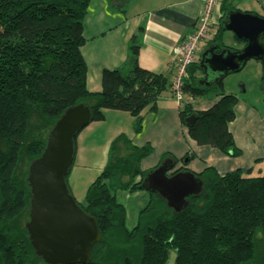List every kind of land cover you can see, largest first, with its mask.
Segmentation results:
<instances>
[{"label":"trees","instance_id":"trees-1","mask_svg":"<svg viewBox=\"0 0 264 264\" xmlns=\"http://www.w3.org/2000/svg\"><path fill=\"white\" fill-rule=\"evenodd\" d=\"M90 1L0 0V264H47L36 254L26 229L32 196L28 175L60 116L81 103L90 109V122L103 120L105 109L122 110L130 113L138 134L144 113L156 111L159 96L171 87L165 75L141 67L140 27L129 41L125 63L103 72L101 91L88 90L81 47ZM125 1L108 0L112 9L122 11ZM235 10L234 0L222 1L217 29L189 65L183 86L192 100L211 93L220 99L206 110H195L193 101L185 99L179 111L191 139L233 157L242 153L228 128L238 98L224 92L226 76L207 78L200 63L208 48L220 53L246 45L236 36L243 43L240 48L224 41L222 22ZM191 115L195 120L188 126L185 119ZM80 132L74 136L75 153ZM152 151L151 144L137 146L126 133L112 141L107 164L80 204L97 220L101 240L93 245L90 261L73 264H264V171L257 176L240 169L220 175L206 167L195 173L203 182L202 192L190 196L188 206L177 213L158 193L141 188L169 156L142 170L141 161ZM179 171L188 170L183 166L174 173ZM139 190L147 191L149 200L129 229L126 206L117 194Z\"/></svg>","mask_w":264,"mask_h":264},{"label":"crops","instance_id":"crops-1","mask_svg":"<svg viewBox=\"0 0 264 264\" xmlns=\"http://www.w3.org/2000/svg\"><path fill=\"white\" fill-rule=\"evenodd\" d=\"M120 4L125 6L124 11L112 9L108 0H91L89 3L83 20L86 41L81 47L87 65L88 90L101 91L103 72L125 63L129 41L140 27H143L139 51L141 67L161 73L171 82L176 74L178 45L193 32L204 0H127ZM234 5L241 12L264 17V0H234ZM221 15L220 5L215 12L217 24ZM232 36L228 42L224 36L225 43L242 47L243 43L238 42L234 34ZM246 65L238 73L227 75L224 81V92L238 98L235 119L228 128L241 155L229 156L218 148L199 145L191 139L180 120L181 106L167 89L158 98L157 110L144 113L143 130L138 134L133 131L130 113L115 109H105L103 120L90 122L81 130L76 141L80 166L72 165L68 179L72 194L76 195L77 183L87 188L96 179L107 164L112 140L126 133L127 125L130 129L126 134L132 137L135 145L149 143L153 147L152 153L140 163L145 170L159 165L163 155L168 154L165 161L172 163L176 159L175 170L184 166L188 171L199 173L206 167H213L220 175H225L238 169L251 174L258 169L260 175L264 171V109L258 105H264V68L259 60L248 72ZM245 93L254 96L249 99ZM185 99L193 101L195 110H206L220 96L211 93L195 100ZM183 158L187 159L186 165Z\"/></svg>","mask_w":264,"mask_h":264},{"label":"water","instance_id":"water-1","mask_svg":"<svg viewBox=\"0 0 264 264\" xmlns=\"http://www.w3.org/2000/svg\"><path fill=\"white\" fill-rule=\"evenodd\" d=\"M222 24L246 45L220 53L206 49L200 64L207 78L238 73L250 59L261 61L264 68V17L235 10ZM194 120L191 115L185 123L190 126ZM90 121V109L84 104L68 108L50 130L42 155L29 167L32 196L26 229L36 254L47 264L86 263L92 259L93 245L101 240L97 220L76 201L66 179L74 161V136ZM174 165L162 163L145 177L141 188L158 193L179 213L188 206L190 196L202 192L203 182L192 171L174 173Z\"/></svg>","mask_w":264,"mask_h":264},{"label":"built area","instance_id":"built-area-1","mask_svg":"<svg viewBox=\"0 0 264 264\" xmlns=\"http://www.w3.org/2000/svg\"><path fill=\"white\" fill-rule=\"evenodd\" d=\"M221 0H204L203 8L197 18L195 28L178 45L176 56V74L171 81L170 91L180 106L185 101L183 92L184 81L188 75L190 64L198 60L199 51L203 41L207 40L210 31L218 25L215 12L220 7Z\"/></svg>","mask_w":264,"mask_h":264},{"label":"rangeland","instance_id":"rangeland-1","mask_svg":"<svg viewBox=\"0 0 264 264\" xmlns=\"http://www.w3.org/2000/svg\"><path fill=\"white\" fill-rule=\"evenodd\" d=\"M214 32H215V30L210 31V34H209L208 39L202 42L201 48H200V51L201 52H202V50H204V48H206L207 42H208V40H210L212 38ZM232 35L233 34L231 32H226L225 33V41L228 42L230 40V38L233 37ZM254 63H257V60H254V59L249 60L247 62V65H246V69L247 70H245V71H247V72L250 71V69H252V65ZM225 78L223 80V83L225 81ZM258 88H260V87H258ZM244 96H246L249 99H252L253 96H254V94L252 95L251 93H245ZM186 100H188V99H186ZM258 106L260 108L264 109V105L262 103L261 104L259 103ZM129 129H130V125H127L126 133H128ZM168 129L170 130V127ZM129 137L132 139L131 136H129ZM76 141H77V139H76ZM132 142H133V144H135L134 141H133V139H132ZM159 145H160V142L157 143V146L158 147H159ZM142 146H144V145H142ZM79 159H80V153L77 152L76 155H75L74 161H73V166H77V167L80 166L79 165ZM144 167L145 166H141V169L142 170H145ZM150 169L151 168H148L146 170H150ZM250 175L251 176H257V175H259L258 169H255L253 172H251ZM68 179H69V176H68ZM76 188H77V189H75V194L76 195L73 194V196L75 197L76 201L79 204H84L85 203V195H86V191H87V188L88 187L86 188L84 185H82V184H79L78 185V183H77V187ZM117 198H118V200L121 203H123L126 206V209H127V220H126V224H127V227L129 229H131V228H133L137 224L139 211L148 203L149 193L147 191H145V190H139L137 192L121 191V192H119L117 194Z\"/></svg>","mask_w":264,"mask_h":264},{"label":"flooded vegetation","instance_id":"flooded-vegetation-1","mask_svg":"<svg viewBox=\"0 0 264 264\" xmlns=\"http://www.w3.org/2000/svg\"><path fill=\"white\" fill-rule=\"evenodd\" d=\"M170 175H171V172H170Z\"/></svg>","mask_w":264,"mask_h":264}]
</instances>
